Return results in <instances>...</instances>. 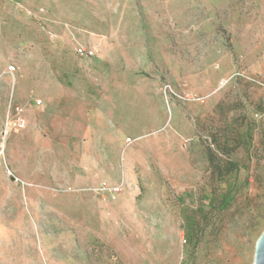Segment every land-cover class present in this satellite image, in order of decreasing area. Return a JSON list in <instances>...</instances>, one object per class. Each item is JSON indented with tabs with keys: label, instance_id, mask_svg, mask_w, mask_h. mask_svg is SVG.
<instances>
[{
	"label": "rangeland",
	"instance_id": "374dc122",
	"mask_svg": "<svg viewBox=\"0 0 264 264\" xmlns=\"http://www.w3.org/2000/svg\"><path fill=\"white\" fill-rule=\"evenodd\" d=\"M263 229L264 0H0V264H252Z\"/></svg>",
	"mask_w": 264,
	"mask_h": 264
},
{
	"label": "crops",
	"instance_id": "0c3cea01",
	"mask_svg": "<svg viewBox=\"0 0 264 264\" xmlns=\"http://www.w3.org/2000/svg\"><path fill=\"white\" fill-rule=\"evenodd\" d=\"M70 75L58 74L56 75L57 91L56 100L57 106L55 107L57 119L61 122H74L81 114V108L77 106L75 93L70 89L69 82L72 80ZM110 95V94H109ZM84 120H89V114L84 108L83 112Z\"/></svg>",
	"mask_w": 264,
	"mask_h": 264
},
{
	"label": "built area",
	"instance_id": "2783aa9c",
	"mask_svg": "<svg viewBox=\"0 0 264 264\" xmlns=\"http://www.w3.org/2000/svg\"><path fill=\"white\" fill-rule=\"evenodd\" d=\"M95 49L93 47H85L83 45L77 44L75 46L74 54L75 56L80 59V60H89L92 59L95 56ZM14 68L12 66L8 67V72H12ZM35 104H41L40 99H36ZM22 109L21 108H16V112L14 116H7V123H6V128L9 127L10 124L12 126L17 127V128H22L24 127L25 124V119L23 118L22 115ZM6 133V131H5ZM102 189L103 190H108V191H116L118 188H112L110 189L105 183L102 184Z\"/></svg>",
	"mask_w": 264,
	"mask_h": 264
},
{
	"label": "water",
	"instance_id": "95a60500",
	"mask_svg": "<svg viewBox=\"0 0 264 264\" xmlns=\"http://www.w3.org/2000/svg\"><path fill=\"white\" fill-rule=\"evenodd\" d=\"M252 264H264V229L255 241Z\"/></svg>",
	"mask_w": 264,
	"mask_h": 264
}]
</instances>
